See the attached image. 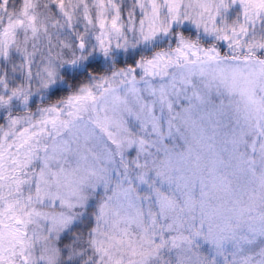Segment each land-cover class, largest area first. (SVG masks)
Returning a JSON list of instances; mask_svg holds the SVG:
<instances>
[{
    "label": "snow or ice",
    "instance_id": "1",
    "mask_svg": "<svg viewBox=\"0 0 264 264\" xmlns=\"http://www.w3.org/2000/svg\"><path fill=\"white\" fill-rule=\"evenodd\" d=\"M0 264H264V0H0Z\"/></svg>",
    "mask_w": 264,
    "mask_h": 264
}]
</instances>
